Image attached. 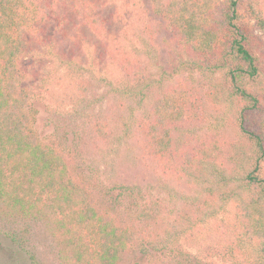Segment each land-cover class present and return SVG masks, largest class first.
<instances>
[{
	"label": "trees",
	"instance_id": "obj_1",
	"mask_svg": "<svg viewBox=\"0 0 264 264\" xmlns=\"http://www.w3.org/2000/svg\"><path fill=\"white\" fill-rule=\"evenodd\" d=\"M69 1L79 25L100 29L105 23L93 15L89 0ZM244 1L247 16L264 31V0ZM240 3L157 0L153 9L161 30L190 56L184 66L221 72L236 102L238 138L224 147L217 138H193L202 102L193 82L171 90L146 82L145 89L136 90L141 115L131 121L139 127L137 140L145 156L161 169V183L176 174L199 185L203 199L192 211L194 221L187 220L189 228L207 226L213 242H200L204 253L230 264H264V66L253 51ZM62 4L0 0V236L31 264H42L31 241L38 229L54 243L59 264H125L131 258L145 264H212L183 249L178 232L158 234V220L164 218L158 197L150 194L142 202L135 183H121L114 197L106 195L79 168L65 142L39 138L34 77L22 60L32 50L31 40L43 37V25L66 20ZM88 88L78 96L82 109L90 105ZM106 119L95 116L93 122L103 136L114 121Z\"/></svg>",
	"mask_w": 264,
	"mask_h": 264
},
{
	"label": "rangeland",
	"instance_id": "obj_2",
	"mask_svg": "<svg viewBox=\"0 0 264 264\" xmlns=\"http://www.w3.org/2000/svg\"><path fill=\"white\" fill-rule=\"evenodd\" d=\"M63 1L61 13L66 20L56 18L43 25V37L31 40L32 50L22 60V67H30L34 77L39 138L65 142L73 150L79 168L106 195L114 197L121 183H135L145 197L142 202L150 194L158 197L164 217L158 220L160 236L178 232L183 249L212 264H230L204 253L200 242H213L207 226L188 227L191 222L187 217L194 221L192 211L203 199L199 185L176 174L169 176L167 184L161 183V169L145 156L135 129L139 127L131 121L141 115L136 90L145 89L146 82L155 86L161 83L168 90L181 85L190 87L193 82L202 102L198 119L192 124V136L207 141L217 138L224 147L238 138L239 131L236 102L229 97L221 72L205 73L182 64L190 56L177 47L166 30H161L162 21L153 11L157 0H89L95 8L93 15L98 14L105 22L100 29L79 25L71 2ZM245 6L241 0L240 10L249 26L253 51L264 66V31L247 16ZM86 81L95 86L94 92L100 98L95 99ZM82 87L88 88L90 101L83 109L78 106ZM95 116L114 119L106 136L93 129ZM167 186L181 196L169 195ZM122 192L123 199L129 202L126 190ZM32 234L31 241L42 264H59L48 235L42 229ZM134 262L146 263L144 259L131 258L125 264ZM0 264L31 263L24 252L0 236Z\"/></svg>",
	"mask_w": 264,
	"mask_h": 264
}]
</instances>
